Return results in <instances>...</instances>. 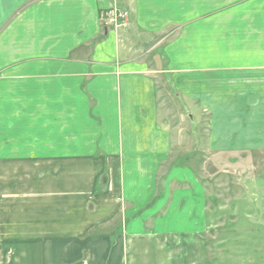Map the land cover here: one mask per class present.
<instances>
[{"label":"crops","instance_id":"obj_1","mask_svg":"<svg viewBox=\"0 0 264 264\" xmlns=\"http://www.w3.org/2000/svg\"><path fill=\"white\" fill-rule=\"evenodd\" d=\"M185 108L264 149V0H0V264H210L193 172L151 206Z\"/></svg>","mask_w":264,"mask_h":264},{"label":"rangeland","instance_id":"obj_2","mask_svg":"<svg viewBox=\"0 0 264 264\" xmlns=\"http://www.w3.org/2000/svg\"><path fill=\"white\" fill-rule=\"evenodd\" d=\"M167 103L172 107L175 101ZM189 115L193 114L185 108L183 118L172 123V129L181 128L183 131V145H175L166 164L159 167L151 206H158L156 202L165 191L171 193L165 206L172 202V193L181 184L176 182L169 186L165 179L172 169L178 174L183 171L179 169L187 168L195 175L200 188L206 190V200L213 211L208 221L216 228L210 231V235L205 234L210 244V264H264V149L210 150L205 147L209 139L207 124L210 118L205 115L190 118ZM0 153L8 158L21 156L9 148L0 150ZM30 153L31 150L26 156ZM182 160L185 162L181 163ZM40 169L43 171L45 167L40 165ZM209 197L214 199L209 201ZM160 216L161 213H157L152 220ZM119 220L115 221L122 225L124 221L121 217Z\"/></svg>","mask_w":264,"mask_h":264},{"label":"built area","instance_id":"obj_3","mask_svg":"<svg viewBox=\"0 0 264 264\" xmlns=\"http://www.w3.org/2000/svg\"><path fill=\"white\" fill-rule=\"evenodd\" d=\"M99 17L103 27L118 28L125 24L128 19V13L119 8L112 7L110 9L102 11Z\"/></svg>","mask_w":264,"mask_h":264}]
</instances>
